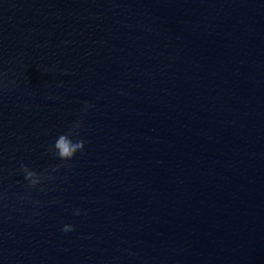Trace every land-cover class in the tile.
Listing matches in <instances>:
<instances>
[{"label": "water", "instance_id": "1", "mask_svg": "<svg viewBox=\"0 0 264 264\" xmlns=\"http://www.w3.org/2000/svg\"><path fill=\"white\" fill-rule=\"evenodd\" d=\"M0 264H264V0H0Z\"/></svg>", "mask_w": 264, "mask_h": 264}, {"label": "clouds", "instance_id": "2", "mask_svg": "<svg viewBox=\"0 0 264 264\" xmlns=\"http://www.w3.org/2000/svg\"><path fill=\"white\" fill-rule=\"evenodd\" d=\"M83 148H84V143L81 139H72L66 134H61L56 139L54 145L55 153L60 159L71 157L76 151L78 150L82 151ZM21 171L25 174L24 179L26 182H28L29 187H35L38 181L33 179V177L36 174L34 172L29 171V169L23 165L21 166ZM72 230L73 229L71 225H65L63 228L64 232H70Z\"/></svg>", "mask_w": 264, "mask_h": 264}]
</instances>
